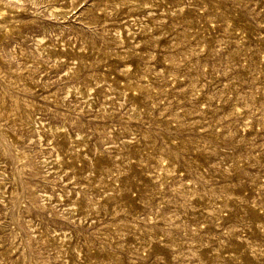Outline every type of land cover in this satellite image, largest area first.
Segmentation results:
<instances>
[{
	"label": "rangeland",
	"instance_id": "obj_1",
	"mask_svg": "<svg viewBox=\"0 0 264 264\" xmlns=\"http://www.w3.org/2000/svg\"><path fill=\"white\" fill-rule=\"evenodd\" d=\"M0 264H264V0H0Z\"/></svg>",
	"mask_w": 264,
	"mask_h": 264
}]
</instances>
